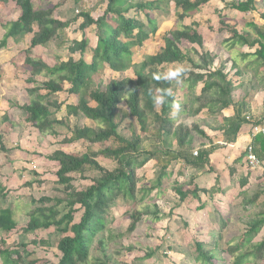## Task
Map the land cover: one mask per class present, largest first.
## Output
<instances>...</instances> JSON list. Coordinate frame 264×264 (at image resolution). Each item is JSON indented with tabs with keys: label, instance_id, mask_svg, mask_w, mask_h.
Listing matches in <instances>:
<instances>
[{
	"label": "trees",
	"instance_id": "trees-1",
	"mask_svg": "<svg viewBox=\"0 0 264 264\" xmlns=\"http://www.w3.org/2000/svg\"><path fill=\"white\" fill-rule=\"evenodd\" d=\"M9 1L0 0V3ZM54 1L56 3H49L46 8H36L34 0H15L20 15L2 26L0 51L10 48L11 40L31 36L29 48L18 56L29 72L26 83L36 85L35 77L47 79L41 86L28 90L29 103L8 105L23 112L25 122L41 135L63 137V145L86 144L88 149L79 153L57 150L48 156L49 161L58 165L56 183L63 188L65 198L43 197L33 201L36 207L23 228L26 234L55 229L62 236L56 248L61 254L58 262L32 259L33 254L27 251L26 245L22 246L23 251L18 248L0 250V258L3 264H109L103 239L97 241L103 258L92 260L91 252L118 204L127 205L124 213L130 223L127 234L134 233L150 218L160 219L162 210L156 197L168 186L177 201L169 215L189 202L197 204L196 211H204L208 202L202 200V195L211 202L217 195L226 193L223 187L227 185L219 175L211 188H202L197 182L199 175L216 174L212 157L221 147L215 145V135L221 134L224 143L234 144L244 127L248 126L250 131L252 125L264 126V113L247 120L251 110L246 102L248 94L241 91L246 85L242 70L233 61L231 77L226 64L216 63L218 55L205 51L201 23L184 25L213 0H104L105 10L99 18L95 19L92 12L82 11L70 21L55 17L57 10L69 0ZM72 1L79 4L83 0ZM218 1L226 11L235 12L243 19L258 12V0ZM172 7L178 27L159 36L163 46L155 55L135 64V50L144 48L159 33L158 22L163 17L154 18L153 14L169 12ZM261 18L264 22V14ZM80 20L81 40L69 41L67 33ZM237 26V21L221 16L218 34L226 36L224 43L229 46V52L236 46L250 50L241 57L242 60L255 57L248 64L255 69L251 86L264 88V24L248 26L255 37L245 31L238 32ZM92 31H95L94 43L87 36ZM62 38L67 45V61L58 59L51 64L32 56L36 48H46ZM184 41L194 48L184 49ZM174 66L179 70L173 76L167 75L168 69ZM107 70L117 76L105 80ZM238 91L241 94L235 99ZM61 95L65 96L63 100H60ZM157 98H162L161 102L158 103ZM123 105L126 110L122 109ZM2 109L0 152L8 153L4 141L15 125L10 119V109L6 105ZM63 109L66 116L58 119L56 116ZM227 111L233 113L226 116ZM79 115L94 126L75 127L68 136H62L58 130L65 126V121ZM201 116L210 134L197 122L190 126L180 120ZM129 118L135 120L140 132L127 137L120 129ZM149 119L152 125L148 124ZM146 143L151 150L144 148ZM97 146L103 148L95 150ZM254 153L262 163L264 137L256 139ZM152 161H156L158 171L148 186L139 188V171ZM245 168L242 154L228 168L229 182L239 189L237 198L242 201L241 208L247 213L249 208L256 210L247 216L242 234L233 240L225 238L231 222L226 217H220L217 236L211 242L193 238V264H227L226 257L230 259L228 264H264V173L255 179L253 171L249 168L244 171ZM87 173L95 176L86 179ZM77 176L91 184L77 189L73 185ZM252 180L257 189L249 194ZM6 191L0 177V196L5 197ZM63 205L64 213L60 210ZM78 214L81 216L76 222ZM18 226L11 208L0 209V233L8 236ZM1 244L7 245L6 240ZM167 249L172 251V248ZM153 255H145L143 259H151Z\"/></svg>",
	"mask_w": 264,
	"mask_h": 264
},
{
	"label": "rangeland",
	"instance_id": "rangeland-1",
	"mask_svg": "<svg viewBox=\"0 0 264 264\" xmlns=\"http://www.w3.org/2000/svg\"><path fill=\"white\" fill-rule=\"evenodd\" d=\"M36 8H46L49 3H56L54 0H34ZM104 0H83L79 4H75L69 0L67 4L57 10L55 17L61 21H70L78 16L82 11L92 12V16L97 19L103 15L105 6ZM258 12L250 13L244 19L241 15L235 12H228L223 8V5L218 0H213L211 4L198 15L187 19L184 25L190 26L191 23H201L200 34L204 38L205 51L214 55H218L216 63L226 64L228 74L233 77L234 71L231 69L232 62L236 61L238 67L242 70L244 76L252 78V67L248 64L255 60V57L250 56L247 60H242L241 54L249 53L247 48L242 49L239 46L229 52L224 43L226 36L218 34V23L221 16L227 17L228 20L237 21V31H245L255 37V32L249 25L262 26L264 24L261 15L264 14V2L258 0ZM175 11L172 7L169 12L154 13V18L159 19V33L156 39L149 41L141 50H135L133 62L140 64L145 57L155 55L163 46L162 38L159 37L175 27H178ZM20 15L19 8L16 6L15 0H10L9 3H0V41L4 35L2 26L16 20ZM81 20L72 26V29L67 33L66 37L69 41L81 40L82 34L78 31ZM94 32L87 33L88 38L94 43L96 41ZM31 36L24 39L11 40L8 49L0 51V106L6 105L10 109V119L15 125L11 129L9 136L5 138L8 153L0 152V177L3 185L7 189L5 197L0 196V209L11 208L14 212L15 220L18 223V229L10 235L0 233V250L3 249H19L23 251L22 246H27V251L32 253V259H39L44 262L57 263L61 256L56 251L57 244L62 238L55 229L42 230L37 233H24L23 228L29 221V215L34 211L35 205L33 201H38L43 197L51 199H64L63 188L57 185L56 172L58 165L49 161L48 156L57 150H62L66 153H79L88 149L86 144H75L73 146L63 145L61 141L63 137L52 138L51 136H43L36 129L32 128L25 122V114L8 104H26L29 103L31 97L28 95V90L41 86L47 81L44 77H35L36 85H29L26 79L29 77V72L24 68L21 58H17L19 50H26L30 46ZM184 49L194 48L188 41L183 42ZM201 51V50H199ZM202 52V51H201ZM15 56V57H14ZM32 56L46 60L51 64L61 61H67L69 58L67 45L63 42V38L50 44L46 48H36ZM78 58V57H77ZM196 61L198 59L194 57ZM15 63V65H13ZM12 66L13 69H12ZM11 67V68H10ZM17 69V70H16ZM179 70V67H170L167 75L173 76ZM116 74L111 71H105L104 79L116 77ZM238 82V81H237ZM3 88V91H2ZM246 91L250 94L248 102L252 101L253 95L249 82L245 85ZM244 91V90H243ZM239 93L235 94L237 99ZM65 96L60 97L63 100ZM185 100V99H184ZM183 101V100H182ZM123 110L125 106H122ZM4 109L0 107V120L3 117ZM54 112V111H53ZM253 114V113H252ZM252 114H247L251 117ZM65 110L57 114V118H65ZM203 116L197 118H182L188 125L197 122L204 130L210 134V131L205 128ZM64 127L58 131L62 136H68L69 131L75 127L94 126L85 119L82 115L65 121ZM148 124L152 125L153 121L148 120ZM130 137L131 133H139V127L134 119H126L123 121L120 131ZM216 141H219L215 135ZM221 141V140H220ZM247 146V145H246ZM245 146V148H246ZM221 147V146H220ZM103 147L97 146L94 149L100 150ZM145 149L151 150L150 144L146 143ZM243 153L244 154V150ZM234 150V149H233ZM232 150V151H233ZM233 153V152H232ZM104 165L109 166L108 162L103 161ZM247 168L244 169L246 171ZM260 169V170H259ZM255 179L263 175V169L259 168ZM158 166L156 161L150 162L143 170L139 171L141 182L139 188L148 186L149 181L156 175ZM190 174L194 172L190 171ZM95 174L87 173L86 179H91ZM198 184L202 188H211L214 184V178H209L208 175L202 174L198 177ZM229 180V177L227 178ZM223 181V180H222ZM39 183L40 185H36ZM227 186L225 195H217L214 201H209L208 197L201 196L203 201H207V206L199 211L195 210L196 203L189 202L183 205L170 214L171 209L177 204L176 198L168 186L166 191L156 197V203L162 210V215L158 221L152 218L146 222H142L137 230L132 234H127L129 222L124 218L127 205L118 204V207L112 210L111 218L109 219L107 229L96 240L92 252L91 259H102L103 254L97 249V241L103 239L105 242L106 255L110 258L109 264H193L192 245L193 238L198 237L201 241H210L217 236V226L220 225V217L230 218L231 222L225 236L226 241L233 240L239 237L247 221V216L253 214L256 208H249L248 212L241 208L242 201L237 198L239 189L236 184L225 182ZM90 181L80 180L79 176L75 177L74 186L77 189H85L90 185ZM249 194L257 189V184L252 180L249 186ZM140 208V206H138ZM62 213L65 212L64 205L60 207ZM81 214L76 217V222L80 220ZM2 240H6L3 246ZM167 248H172L168 251ZM154 253L153 257L144 260L145 255ZM227 264L230 261L226 257ZM0 264H3L0 258Z\"/></svg>",
	"mask_w": 264,
	"mask_h": 264
},
{
	"label": "crops",
	"instance_id": "crops-1",
	"mask_svg": "<svg viewBox=\"0 0 264 264\" xmlns=\"http://www.w3.org/2000/svg\"><path fill=\"white\" fill-rule=\"evenodd\" d=\"M228 47L229 46H226L225 49H228L229 50ZM236 47H238V46H236ZM21 51H24V49L23 50H19L18 52H16V54L20 53ZM18 56H19V54H18ZM18 56H17V58H18ZM13 65H15V63H13ZM13 67L14 66H12V69H13ZM0 78H1V76H0ZM0 81H1V79H0ZM244 81L246 82V84H247V82H249L250 85L253 86V76H252V78H247L245 76ZM1 82H0V84H1ZM256 82L258 84V81H256ZM238 83H240V81ZM252 86H251L252 94H255V96L253 95V97L251 98L252 99L251 102H248V98H249L250 94L248 93V91H246V88H244V91H243V89L241 91H242V93H247L248 94V97L246 99V102L248 103V105L250 107V110H251L250 114L253 113L251 115L252 118L253 119H256V118H259L264 113V105H263V101H264V88L257 86L255 89H253ZM2 91H3V88H2ZM241 91H238L237 93H239V95H240L241 94ZM0 107H3V105L1 104ZM232 113H233L232 111H227V112H225V115L226 116H230ZM249 132H250L249 131V127L248 126L244 127L241 130L240 135L237 138L236 143H234V144H227L226 143L228 145L227 147L226 146L225 147H222L221 146V148L213 155V157H212V166L214 167L216 174H205V175H208L209 178H211V179L213 177L214 178V183H215V180L217 178V175H219V177L223 181L229 182V180L227 179L229 177V175H228L229 174L228 168L230 166H232L234 164V162L237 161V160H239V158L242 156L243 149L245 148L246 145L249 144V141H250V139H249ZM219 135H221V134H219ZM218 139H219V141H216L215 142V145H219L220 146V144L224 143V139H223L222 135L220 137L218 136ZM255 141H254V143H255ZM5 146H6V143H5ZM259 147L260 146H257V148H259ZM7 149H9V148L7 147ZM260 149H261V147H260ZM242 163H243V161H242ZM261 168L264 171V161H262V167ZM259 170H254L253 171V176L256 177V175L258 173L257 171H259ZM242 171H243V169H242ZM243 174L245 175V173H243Z\"/></svg>",
	"mask_w": 264,
	"mask_h": 264
},
{
	"label": "built area",
	"instance_id": "built-area-1",
	"mask_svg": "<svg viewBox=\"0 0 264 264\" xmlns=\"http://www.w3.org/2000/svg\"><path fill=\"white\" fill-rule=\"evenodd\" d=\"M247 120L251 121L252 119L251 117H247ZM260 136L264 137V126L252 125L249 132L250 141L244 150V163L246 164V167L252 171L258 170L262 167V163L254 153V141ZM220 146L227 147L228 145L226 143H222Z\"/></svg>",
	"mask_w": 264,
	"mask_h": 264
},
{
	"label": "clouds",
	"instance_id": "clouds-1",
	"mask_svg": "<svg viewBox=\"0 0 264 264\" xmlns=\"http://www.w3.org/2000/svg\"><path fill=\"white\" fill-rule=\"evenodd\" d=\"M169 94H170V93H169ZM161 99H162V98H157V102H158V103L161 102Z\"/></svg>",
	"mask_w": 264,
	"mask_h": 264
}]
</instances>
